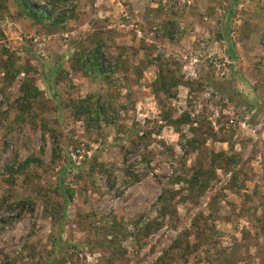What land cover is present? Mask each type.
Instances as JSON below:
<instances>
[{
	"label": "rangeland",
	"instance_id": "374dc122",
	"mask_svg": "<svg viewBox=\"0 0 264 264\" xmlns=\"http://www.w3.org/2000/svg\"><path fill=\"white\" fill-rule=\"evenodd\" d=\"M230 4L64 0L52 31L0 0V264H264V0ZM99 37L110 72L88 77ZM28 75L42 94L23 115ZM88 98L101 126L76 117ZM198 169L206 188L171 184Z\"/></svg>",
	"mask_w": 264,
	"mask_h": 264
},
{
	"label": "trees",
	"instance_id": "16d2710c",
	"mask_svg": "<svg viewBox=\"0 0 264 264\" xmlns=\"http://www.w3.org/2000/svg\"><path fill=\"white\" fill-rule=\"evenodd\" d=\"M16 3L21 6V13L25 17L31 18L37 25H45L49 27L52 31H56L57 29L64 26V24L69 20L71 17H73V14L75 11H69L62 10L60 8L61 1L64 2V0H61L57 4L54 3H48L46 5V9L42 10L40 8L35 7L33 4H31L30 0H15ZM238 0H231V10H234L235 6L237 5ZM75 10V7H74ZM104 47V41L102 37H99L97 39H94L93 45L91 49L88 50L87 53H82L79 56V60L77 62L78 69L81 70L86 76L88 77H107L108 72H110V68L107 65V62L105 60V56L102 52V48ZM232 54L233 51H231ZM111 66V63H109ZM4 68H7V64H4ZM30 70V69H29ZM27 70V71H29ZM54 72H56V69H53ZM166 74H164V71H160V74L158 76V79L156 80V85H159L157 83H161L164 87H166ZM46 85H50L49 79H46ZM40 89L37 87L35 83V79L29 77H26L21 85L20 88V100L18 101V107L23 115H28L30 112H34V103L37 101L41 95ZM100 98L98 99V103L94 104L91 100V98H88L82 102H78L73 104L74 108L76 109V117L78 119H81L84 117L86 119V124L93 128L94 126H101V123L106 120L105 118V111L104 107L99 102ZM169 120V116H166ZM190 122V117L188 116H182L181 119H179L178 122ZM45 132H47V127L44 129ZM193 145V141L191 143ZM42 165L41 160L36 158H28L24 162L15 163L14 165H11V167H7V172L10 173L11 176L20 175L23 174L27 169H29L31 166H35V164ZM67 170V169H66ZM206 177H209L207 179ZM183 178V179H182ZM235 178V176L233 177ZM212 179V175L208 174L207 172L203 171V169H198L196 173H194V177L191 180H187L184 177H177L172 178L171 184H179L183 181H185L188 186H201L202 188H206L207 181ZM59 187H61L64 197H65V204L69 203L73 199V192L69 189H65L63 186V182L60 181ZM176 192H173L172 189H163V192L159 196V203L161 204V212L162 218H165L167 216V210L172 207L171 205V198H175ZM66 207V206H65ZM5 223V220L2 221ZM3 227H0V230H2ZM2 264H13L9 258L6 259Z\"/></svg>",
	"mask_w": 264,
	"mask_h": 264
}]
</instances>
